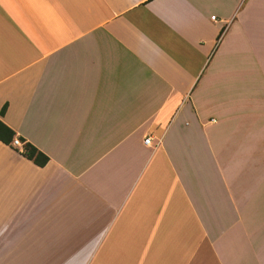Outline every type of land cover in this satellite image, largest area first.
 Listing matches in <instances>:
<instances>
[{
  "label": "crops",
  "instance_id": "crops-1",
  "mask_svg": "<svg viewBox=\"0 0 264 264\" xmlns=\"http://www.w3.org/2000/svg\"><path fill=\"white\" fill-rule=\"evenodd\" d=\"M0 120L4 264H264V0H0Z\"/></svg>",
  "mask_w": 264,
  "mask_h": 264
},
{
  "label": "trees",
  "instance_id": "trees-1",
  "mask_svg": "<svg viewBox=\"0 0 264 264\" xmlns=\"http://www.w3.org/2000/svg\"><path fill=\"white\" fill-rule=\"evenodd\" d=\"M5 110L6 106H4L2 112L4 113ZM15 135V131L0 120V140L6 144H12ZM22 153L39 166H45L49 162L48 155L29 142L24 141Z\"/></svg>",
  "mask_w": 264,
  "mask_h": 264
},
{
  "label": "built area",
  "instance_id": "built-area-1",
  "mask_svg": "<svg viewBox=\"0 0 264 264\" xmlns=\"http://www.w3.org/2000/svg\"><path fill=\"white\" fill-rule=\"evenodd\" d=\"M151 140H152L151 136L145 137V143L150 144ZM23 144H24V142L22 141V139H20L19 137H14V139L12 141L13 146L23 149Z\"/></svg>",
  "mask_w": 264,
  "mask_h": 264
},
{
  "label": "rangeland",
  "instance_id": "rangeland-1",
  "mask_svg": "<svg viewBox=\"0 0 264 264\" xmlns=\"http://www.w3.org/2000/svg\"><path fill=\"white\" fill-rule=\"evenodd\" d=\"M0 264H4V261H0ZM5 264H14L13 261H5Z\"/></svg>",
  "mask_w": 264,
  "mask_h": 264
}]
</instances>
